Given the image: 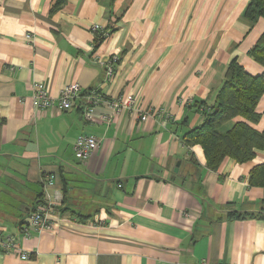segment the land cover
<instances>
[{
	"label": "crops",
	"instance_id": "crops-1",
	"mask_svg": "<svg viewBox=\"0 0 264 264\" xmlns=\"http://www.w3.org/2000/svg\"><path fill=\"white\" fill-rule=\"evenodd\" d=\"M247 3L67 0L51 14L52 0H0V236L29 256L0 249V264H264V188L248 184L264 152L211 171L201 147L181 141L203 121L194 101L213 104L232 60L264 72L248 56L264 19L250 27ZM95 24L108 35L94 49ZM114 55L107 78L96 60ZM36 83L53 98L70 83L82 93L67 112L42 110ZM88 92L132 95L171 118H109L99 105L87 121ZM81 134L99 142L86 161L73 152ZM44 193L58 206L53 229L25 237ZM233 211L262 217L228 218Z\"/></svg>",
	"mask_w": 264,
	"mask_h": 264
},
{
	"label": "trees",
	"instance_id": "trees-1",
	"mask_svg": "<svg viewBox=\"0 0 264 264\" xmlns=\"http://www.w3.org/2000/svg\"><path fill=\"white\" fill-rule=\"evenodd\" d=\"M97 1H105L109 4L114 2V0ZM66 2L67 0H52L50 13L59 11ZM242 17L250 27L258 19H264V0H248ZM104 39L99 35L94 37V49ZM248 56L264 68V32L249 49ZM263 97L264 72L260 75H251L237 60H232L215 94L213 104L194 101L191 107L203 117V121L187 130L181 141L187 147L200 146L206 167L211 171H217L226 159H231L237 164L252 161L258 151L264 152V125L261 129L255 127L264 116V110L258 111ZM248 184L264 188V162L250 170ZM227 217L244 219L262 217V215L233 211Z\"/></svg>",
	"mask_w": 264,
	"mask_h": 264
},
{
	"label": "built area",
	"instance_id": "built-area-1",
	"mask_svg": "<svg viewBox=\"0 0 264 264\" xmlns=\"http://www.w3.org/2000/svg\"><path fill=\"white\" fill-rule=\"evenodd\" d=\"M90 30L97 35L106 38L108 31L104 30L101 26L95 24L92 25ZM29 36V35H28ZM94 48V43L92 45ZM117 56H112L106 60L97 59L96 63L104 68L105 76L110 78L113 74V66L117 62ZM82 89L78 83H70L65 85L59 95L56 98L50 96L47 88L42 83H36L33 85V99L36 106L42 110L46 109H57L60 112H67L72 108L73 101L79 97L82 93ZM86 105L83 109V116L87 121H92L93 111L99 106L103 105L111 110L109 118H112L119 114L123 110H127L138 118L139 121L145 122L150 118L161 117L164 121H168L171 115L163 113L162 110H153V108H139L135 105V98L132 95H126L125 97H114L111 99L99 96L95 92H88L85 96ZM105 120L106 116L100 117ZM108 118V119H109ZM98 141L94 136L81 134L79 135L73 145V152L75 157L80 161H86L93 150L98 146ZM53 181L52 176H48L44 179V186L51 185ZM46 200L40 201L34 211L31 213L30 218L25 226L22 227L21 231L23 236L28 237L30 232L41 233L53 229L54 216L58 212V206L54 201L47 199L46 193H44ZM0 249L5 252H19L21 258L26 259L28 254L17 247V243L14 237L11 236H0Z\"/></svg>",
	"mask_w": 264,
	"mask_h": 264
},
{
	"label": "water",
	"instance_id": "water-1",
	"mask_svg": "<svg viewBox=\"0 0 264 264\" xmlns=\"http://www.w3.org/2000/svg\"><path fill=\"white\" fill-rule=\"evenodd\" d=\"M178 166H179V163H177V164H176V168H175V170H174L175 172H176V170H177Z\"/></svg>",
	"mask_w": 264,
	"mask_h": 264
}]
</instances>
